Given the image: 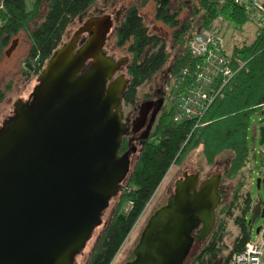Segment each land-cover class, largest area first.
Instances as JSON below:
<instances>
[{
  "label": "water",
  "instance_id": "95a60500",
  "mask_svg": "<svg viewBox=\"0 0 264 264\" xmlns=\"http://www.w3.org/2000/svg\"><path fill=\"white\" fill-rule=\"evenodd\" d=\"M111 29L110 15L89 17L47 61L29 100L18 99L0 126V264H75L122 187L131 164L129 152H120L128 56L106 53ZM150 104L140 107L139 125ZM254 133L264 144V122ZM184 176L149 217L125 264H182L191 232L200 226V239L212 232L221 174ZM256 182L264 188V173Z\"/></svg>",
  "mask_w": 264,
  "mask_h": 264
},
{
  "label": "trees",
  "instance_id": "16d2710c",
  "mask_svg": "<svg viewBox=\"0 0 264 264\" xmlns=\"http://www.w3.org/2000/svg\"><path fill=\"white\" fill-rule=\"evenodd\" d=\"M97 1L35 0L33 7L28 9L26 0H0V52L15 36L25 31L30 41L26 72L38 79L47 61L66 41L65 34L70 26ZM148 1L139 0L131 4L116 32V46L129 53L128 62L121 70L129 80L122 103L132 109L139 105V89L153 80L170 57L165 38L150 32L141 13L140 7ZM154 1L157 5L156 19L175 28L173 42L184 47L170 68L173 84L185 66L193 70L196 62L190 50V41L196 32L194 24L189 21L182 24L179 18L184 4L197 1L193 12L201 18L198 23L200 29H217L220 32L221 19L239 29L256 20L250 14L248 4L240 5L233 0H179L181 6L176 9L171 8L172 0ZM260 1L264 5V0ZM256 21L257 33L250 42L229 47L223 41L224 51L235 73L199 123L191 120L177 122L174 120L175 106H163L154 130L143 138L137 159L121 182L114 210L86 264L112 262L171 165L184 160L188 152L199 145H202L206 163L211 166L217 163L221 154L232 152L229 166L225 172L222 171L221 181L224 176L230 179L238 175L241 177L235 184L232 199L225 204L220 202L210 236L198 252L188 255L184 263L231 264L233 254L240 252L251 240L252 222L262 216L264 210L260 199L253 200L251 179L246 180L243 174L250 161L251 116L264 109V23ZM2 96L3 90H0V99ZM127 149L132 154L129 138L125 134L120 152ZM125 204H130L127 210L124 209ZM234 209H238L239 213L235 214ZM249 214L251 220L247 219ZM226 216L232 218L239 229L231 247L225 242Z\"/></svg>",
  "mask_w": 264,
  "mask_h": 264
},
{
  "label": "rangeland",
  "instance_id": "374dc122",
  "mask_svg": "<svg viewBox=\"0 0 264 264\" xmlns=\"http://www.w3.org/2000/svg\"><path fill=\"white\" fill-rule=\"evenodd\" d=\"M34 1L35 0H26L28 9L33 7ZM137 1L139 0H98L85 13L80 15L78 20L70 26L65 34L66 40L69 39L75 30L83 25V23L89 17H91L92 14L106 13L111 16L112 20V29L108 35L104 48L106 53L114 59L129 56V53L126 49L116 46V32L119 28V25L125 19L128 7L133 3H137ZM196 3L197 1H189L187 4H184L179 15L182 24L186 21L194 24V31H198L200 29L198 23L201 19L200 16L193 12V6H195ZM156 6V1L149 0L145 5L140 7V10L144 15L150 32L157 33L165 38L167 48L170 52V57L165 67L154 76L153 80L147 84H144L139 89V105L145 99L151 98L148 97L149 94H154L156 91L159 98V102L156 106V113L154 114L152 121L148 124L145 121L146 123L140 128L142 130L140 132H136V134L140 135V137L149 136L154 130L163 108L162 105H165L166 107H170L172 105L169 99V95L173 86V76L170 73V68L172 64H174L176 58L179 56V53L184 51V47L176 46L173 42V33L175 28L169 26L161 20L156 19ZM179 6H181L179 0H172V9H176ZM220 21L222 30H220L219 33L222 35L223 40L226 41L229 47L234 46L235 44H241L245 41L250 42L257 33L258 24L256 20L247 23L241 29L234 27V25L230 22L224 21L222 19ZM13 40H16V42L14 41L12 44ZM12 41L0 52V90H3V96L0 99V126L7 118H9V116L14 114L15 102L18 99H27L38 83L37 76H33L32 74L31 76H28L26 72V57L30 49V41L27 33L25 31H21L12 39ZM139 105L135 109H132L129 106H123L122 115L126 128L129 129L131 126L127 116L130 115V117L133 119L137 115ZM261 122H264V109H259L251 116L249 129L250 161L244 168L243 174L246 180H248V178L251 179L250 191L253 200L260 199L264 203V188H258L256 182L257 177L264 173V144L261 145L259 143V136L254 133V125H259ZM138 146L141 148L142 143L140 142ZM137 156L138 155L136 154L130 157V166H133ZM232 156V152L227 151L218 157L216 164L211 166L206 163L205 157L202 153V145H199L190 150L183 161L177 163L174 162L156 189L152 198L146 205L142 216L137 221L136 225L110 264H125L127 261H130L135 257L133 250L139 241L142 230L153 212L166 202L167 189L173 183L175 176L180 173L181 167L179 165L181 162H183L184 165H188L191 170L201 168L203 170V174L206 176L216 170L225 172L230 164ZM223 172L221 176L223 175ZM240 177L241 176L238 175L237 177L230 179L224 176V179L220 185V193L222 195L221 203H228L232 199L233 189L235 188V184ZM248 185L249 183L247 182L246 186L248 187ZM115 204V198L111 197L108 206L103 212L102 223L94 228L84 250L77 252L74 255L75 264L87 263L91 251L93 250L102 230L104 229L105 223L108 221L114 210ZM129 205L130 204H125L124 209L127 210ZM238 211V209H234L235 214H238ZM226 218L227 234L225 236V242L231 247L235 237L239 233V229L232 218H228L227 216ZM247 219L251 220L250 214L247 216ZM262 226H264V216H260L252 222L251 240L257 241L260 239L257 228ZM228 251L229 249L225 251V254L228 253Z\"/></svg>",
  "mask_w": 264,
  "mask_h": 264
},
{
  "label": "built area",
  "instance_id": "2783aa9c",
  "mask_svg": "<svg viewBox=\"0 0 264 264\" xmlns=\"http://www.w3.org/2000/svg\"><path fill=\"white\" fill-rule=\"evenodd\" d=\"M249 5V12L264 23V5L259 0H233ZM223 37L217 29L201 28L190 41L195 57L194 68L185 66L175 80L169 99L175 106L174 120L200 122L235 71L224 51ZM190 71H193L190 75ZM260 239L248 241L240 252L233 254L231 264H264V226Z\"/></svg>",
  "mask_w": 264,
  "mask_h": 264
},
{
  "label": "flooded vegetation",
  "instance_id": "af4514ba",
  "mask_svg": "<svg viewBox=\"0 0 264 264\" xmlns=\"http://www.w3.org/2000/svg\"><path fill=\"white\" fill-rule=\"evenodd\" d=\"M30 98V95L28 96L27 99H25L24 101H28ZM147 100H151L152 101V104H150V110H149V114H148V117L146 119V122L147 124L149 122L152 121L153 117H154V114L156 113V106H157V103L159 102V98L157 96V91L156 93L154 94L153 97L149 98V99H145L143 102H141V104L139 105V108H138V111H137V115L132 119L130 117V115H128V119H129V123L131 124L130 128L128 129L127 128V136L129 138V141H130V144H131V150H132V154L133 155H136L138 150L140 149V147L138 146V144L141 142L143 143V138L144 137H147V136H141L140 135H137L136 132H140L142 129H140L145 123H143L142 125H139L140 123H138L137 121V118H138V113H139V109L140 107L142 106V104H144L145 101ZM164 105H162L163 107ZM132 120V121H131ZM129 125V124H128ZM127 125V126H128ZM132 133V134H131ZM125 152H129L130 153V150L127 149ZM123 153V152H122ZM131 154V153H130ZM131 154V156H132ZM130 156V157H131ZM183 161V160H182ZM181 167V170H180V173H178L176 176H175V179L173 181V183L169 186V188L167 189V199H166V202L163 204L165 205L169 199L170 196H172L174 194V190H175V183L176 181L178 180H184L185 176H184V173L187 172L188 174H194L196 172H199L200 173V180H203L205 179L206 177H209L211 175H213L214 173H220L222 174V172L220 170H216L212 173H209L208 175H204L203 174V170L201 168H198L196 170H191L190 167L188 165H184L183 162H181V164L179 165ZM222 177V176H221ZM222 182V181H221ZM221 185V184H220ZM220 189V188H219ZM117 198V197H116ZM118 199V198H117ZM116 200V199H115ZM117 202V200H116ZM200 227V226H199ZM199 227L194 229L192 232H191V235L192 237L194 238V243H193V246L190 250V256L194 255L196 252L199 251V249L203 246L204 242L208 239V237L210 236V234L204 238V239H200L199 238ZM194 250V251H193Z\"/></svg>",
  "mask_w": 264,
  "mask_h": 264
},
{
  "label": "crops",
  "instance_id": "0c3cea01",
  "mask_svg": "<svg viewBox=\"0 0 264 264\" xmlns=\"http://www.w3.org/2000/svg\"><path fill=\"white\" fill-rule=\"evenodd\" d=\"M99 1H100V0H99ZM103 14H106V13L92 14L91 16H99V15H103Z\"/></svg>",
  "mask_w": 264,
  "mask_h": 264
}]
</instances>
